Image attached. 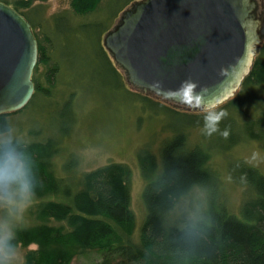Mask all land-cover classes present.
Here are the masks:
<instances>
[{
	"label": "trees",
	"instance_id": "trees-1",
	"mask_svg": "<svg viewBox=\"0 0 264 264\" xmlns=\"http://www.w3.org/2000/svg\"><path fill=\"white\" fill-rule=\"evenodd\" d=\"M47 1L0 0L28 21L36 39L33 96H48L58 72L48 52L51 40L44 38L46 45L24 13L35 3ZM68 1L71 12L82 17L96 12L104 0ZM134 1L139 0H128L123 7ZM40 67H46L47 88H41L35 78ZM241 86H264L263 61H254ZM10 115L0 116V135L9 130ZM171 131L157 155L145 148L137 153L145 216L136 238L127 166L111 163L80 173L79 161L70 156L62 175L56 176L52 162L58 153L56 140H10L29 163L30 195L35 202L27 211L33 224L15 227L5 240L7 247L26 250L24 264H71L75 258L91 254L90 264H264V173L242 161L235 163L230 177L244 189L245 196L238 214H233L219 195L207 150L189 147L186 128ZM244 140L257 143L264 152V108L242 125L230 147ZM3 146L0 143V149ZM195 190L210 192L204 205L177 214Z\"/></svg>",
	"mask_w": 264,
	"mask_h": 264
},
{
	"label": "rangeland",
	"instance_id": "rangeland-1",
	"mask_svg": "<svg viewBox=\"0 0 264 264\" xmlns=\"http://www.w3.org/2000/svg\"><path fill=\"white\" fill-rule=\"evenodd\" d=\"M127 1L104 0L96 12L82 17L71 12L68 0L35 3L32 10L24 12L39 38L43 42L46 37L51 40L48 52L58 72L48 96L35 94L26 107L7 118L9 130L0 135V143L56 140L58 153L52 161L56 176L62 175V166L70 156L79 161L80 173L111 163L127 166L131 173L130 208L135 216L136 238L145 216L144 181L137 153L145 148L157 155L160 144L172 135L171 130L186 128L189 147L197 145L207 150L219 195L230 212L238 214L245 191L230 177L235 163L242 161L264 173V152L248 140L232 147L230 142L239 137L245 122L263 110L264 86H241L234 96L207 110L178 107L130 87L102 45L103 37L117 24L121 13L136 2L123 7ZM257 3L264 11V0ZM257 12L261 13V9ZM256 59L264 62V41L253 56ZM45 70L40 67L35 74L41 88L48 87ZM211 113L224 115L218 121L206 122L205 117ZM209 194L193 191L177 214L197 210ZM34 202L30 194L25 196L14 189L8 195L0 192V237L6 240L15 227L33 224L27 211ZM10 252L8 264H24L26 250L15 248ZM93 259L91 254L75 258L71 264H90Z\"/></svg>",
	"mask_w": 264,
	"mask_h": 264
},
{
	"label": "water",
	"instance_id": "water-1",
	"mask_svg": "<svg viewBox=\"0 0 264 264\" xmlns=\"http://www.w3.org/2000/svg\"><path fill=\"white\" fill-rule=\"evenodd\" d=\"M263 15L257 0H139L102 45L130 87L207 110L231 98L248 75L264 41ZM37 59L30 24L0 2V116L31 100Z\"/></svg>",
	"mask_w": 264,
	"mask_h": 264
},
{
	"label": "clouds",
	"instance_id": "clouds-1",
	"mask_svg": "<svg viewBox=\"0 0 264 264\" xmlns=\"http://www.w3.org/2000/svg\"><path fill=\"white\" fill-rule=\"evenodd\" d=\"M223 115L224 113H211L205 120L218 121ZM31 187V173L26 157L16 150L10 140H6L0 149V192L8 195L9 190L14 189L27 196ZM10 255L5 238L0 237V264H8Z\"/></svg>",
	"mask_w": 264,
	"mask_h": 264
},
{
	"label": "flooded vegetation",
	"instance_id": "flooded-vegetation-1",
	"mask_svg": "<svg viewBox=\"0 0 264 264\" xmlns=\"http://www.w3.org/2000/svg\"><path fill=\"white\" fill-rule=\"evenodd\" d=\"M253 64H254V60L252 61V64H251V66H250V68H249V73H248V75L250 74V71H251V69H252ZM248 75H247V76H248ZM247 76H245V78L243 79L242 83H243L244 80L247 78ZM242 83H241V85H242ZM241 85L239 86V88L241 87ZM239 88H238V89H239ZM238 89H237V90H238ZM237 90H236V91H237ZM236 91H235V93H236ZM233 96H234V94H233ZM175 106L182 107V108H186V109H190V107H188V106H179V105H175Z\"/></svg>",
	"mask_w": 264,
	"mask_h": 264
}]
</instances>
